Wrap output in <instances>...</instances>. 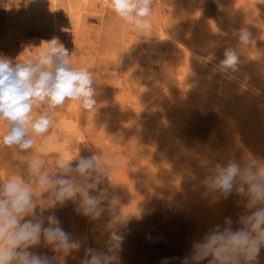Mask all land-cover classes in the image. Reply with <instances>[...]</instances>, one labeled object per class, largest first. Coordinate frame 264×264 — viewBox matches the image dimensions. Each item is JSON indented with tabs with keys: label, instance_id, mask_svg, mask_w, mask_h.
I'll use <instances>...</instances> for the list:
<instances>
[{
	"label": "rangeland",
	"instance_id": "obj_1",
	"mask_svg": "<svg viewBox=\"0 0 264 264\" xmlns=\"http://www.w3.org/2000/svg\"><path fill=\"white\" fill-rule=\"evenodd\" d=\"M67 1L56 0L57 15H64ZM71 1L73 11H78L81 5ZM28 2L0 0V56L26 58L37 53L40 43L57 38L68 51L70 65L89 70L94 104L84 109L81 101L66 100L50 114L54 119L49 130L43 139L36 137L28 153L0 145V173L14 171L41 149H49L41 158L54 171L58 156L67 159L77 154L61 147L63 131L76 126L91 154L113 165L109 185L115 186L121 198L119 214L128 216L116 226L123 237L119 264H161L166 258L167 264H181L193 241L225 218L231 216L238 227L236 221L243 212L236 206L238 197H218L202 182L216 163H264V121L259 117L264 110L245 109L238 98L223 99L203 85L196 89L186 79L180 84L167 73L166 65L178 40L204 31L210 36L206 51L225 55L233 51L237 56L234 68L244 66L239 75L264 90V0H150V11L139 17L147 28L129 22L114 10L113 0H105L101 13L80 10L82 17L93 20L92 27H77L75 17L63 18L59 23L66 28L56 29L45 13L51 0ZM166 27L172 41L160 37L159 29ZM242 31L250 33L248 45L240 41ZM155 45L161 50L158 56L150 49ZM182 87L192 95V106L179 113L171 104H178ZM200 95L209 100L207 105L196 102ZM0 129H6V122H0ZM9 165L14 167L7 169ZM75 208V203L68 202L53 210L60 226L81 242L79 252L65 258L64 264H79L74 257L82 258L85 247H103L116 219L105 215L92 221ZM36 251L52 254L43 247ZM259 264H264V249Z\"/></svg>",
	"mask_w": 264,
	"mask_h": 264
},
{
	"label": "clouds",
	"instance_id": "obj_2",
	"mask_svg": "<svg viewBox=\"0 0 264 264\" xmlns=\"http://www.w3.org/2000/svg\"><path fill=\"white\" fill-rule=\"evenodd\" d=\"M113 3L114 10L129 22L148 27L139 17L150 11V0ZM239 38L243 45L250 43L247 31ZM35 49L39 51L26 58L0 56V122H6V129H0V145L16 146L22 154L33 148L36 137L43 139L54 119L50 114L66 100H79L84 109L94 104L89 70L73 68L66 58L67 49L57 38ZM226 57L223 63L235 67L236 54L228 51ZM48 150L23 160L14 171L0 173V264H64L65 258L78 253L81 242L60 226L53 211L68 202L76 204V213L92 221L105 215L116 217L103 247H85L84 256L74 258L79 264H119L123 237L116 226L128 216L119 214L121 198L115 186L109 185L113 165L96 159L91 148L83 155L78 147L71 158L58 156L50 171L41 158ZM202 183L218 197L235 194L236 206L243 212L236 221L238 227L229 216L193 241L181 264H259L264 249V163H216ZM40 247L52 254L37 252ZM161 264H167V258Z\"/></svg>",
	"mask_w": 264,
	"mask_h": 264
},
{
	"label": "bare ground",
	"instance_id": "obj_3",
	"mask_svg": "<svg viewBox=\"0 0 264 264\" xmlns=\"http://www.w3.org/2000/svg\"><path fill=\"white\" fill-rule=\"evenodd\" d=\"M21 1H24V2L32 1V4H35V1H37V0H14V2H21ZM40 1H42V0H40ZM238 1L245 2L246 0H238ZM58 2H60V1H58ZM75 2H76L75 4L77 5V7L79 5H81L78 7V8H80V7L81 8L79 10L77 9L78 11L74 12L73 9L75 8V6L71 0H68L66 7H64V9H65L64 15H60V14L57 15V13H56V8H57L56 0H51V2H49V5L47 4L48 6H47V10H45L46 11L45 13H46L47 18L50 21V23L54 29L59 28V27H65V25H62L61 23H59L63 18L72 20L75 17L76 18L74 19V21L76 24H78L77 27L79 25L82 26L83 28L92 27L93 25H91L92 24L91 22L93 20H91L86 15L82 17L80 10L83 8V9H88L89 12H100L101 13V12H103L104 4H105V0H77ZM256 2H257V0H256ZM258 2H259V0H258ZM260 2H262V1H260ZM41 3L43 4V2H41ZM43 5H45V4H43ZM200 5L201 6L203 5V7H204V4H200ZM227 6H228V4H227ZM40 9H41V7H40ZM94 17H95V15H94ZM96 19L97 18H95V20ZM165 31L166 32L168 31V33H166ZM159 32H160V37H161L162 41L166 40V39H170L171 41L173 40L169 34L170 33L169 28L166 27L164 29H159ZM172 32H175V30H172ZM224 34H225V32H224ZM178 35L181 38V34L178 33ZM206 35L207 34L203 31L194 38H189V39L183 38V39L178 40V43H175L174 48H173L174 49L173 53H175V54H173V56H171L170 62L166 65L167 73L170 75L176 76V78L179 80L180 84L184 79H186V80H189L188 83H191L192 86H194L196 89H197V86L203 85L207 89L213 90L219 96L223 97V99L235 101L238 98L239 103L245 109L246 108H253L254 112L256 110H257V112L258 111L260 112L261 109L264 110V90H262L258 85L254 84L248 80H245L243 77H241L239 75V71L242 72L243 70H241V69H243L244 66L240 67L239 70H238V68L236 69L234 67L226 66L223 63L224 60L220 59V57H223V56L226 57L225 54H222L220 52L217 54L216 53H209L210 51H206V49L209 47V43H207V41H208L207 38L210 39L209 38L210 36L208 37V35L207 36ZM52 36H55V33L52 34ZM221 37H222V35H221ZM211 41H213V40H211ZM227 43H229V42H227ZM40 45H41V43L38 45V47ZM223 46L225 48L226 44H224ZM158 47H159V45H155L154 47L150 48L151 50H154L156 52L157 56L159 55V53L161 51L160 47L159 48ZM202 50H203V52H202ZM38 51H39V49H37V52ZM203 64L205 65L204 69L202 66H200ZM236 67H238V66H236ZM262 81H264V80H262ZM184 88L185 87L181 88L183 91L181 93V98L178 101V104H180V105L178 106L177 103L171 104V106L174 105L175 107H177L178 110H176V111H178V112L179 111L181 112L185 108H188V106H192V101H191L192 95L189 94V91L187 90V88L186 89H184ZM187 96H188V98H187ZM208 101L209 100H207V98H205L202 95H200L199 98L196 99V102L201 103L203 106L207 105ZM172 110H174V109H172ZM218 111H219V109H218ZM218 111H217L218 114L222 112V111L221 112H218ZM223 113H222V115H223ZM242 115L238 116V118H240V117L242 118ZM259 117H261V120L264 121V115L259 114ZM178 121H179V119H178ZM183 126H184V123H183ZM240 127L242 130V125H240ZM170 128H171L170 130L174 129V127H170ZM63 132H65V133H62L63 135H62L61 147H63L64 150L68 149L69 150L68 154L72 153V152H78V147L82 149L83 153L89 154V152L87 151V149H89V148H87V143L85 141V137L77 129L76 126H70V128H68V130L63 131ZM243 132H244V130L240 131L241 136H243ZM247 132L250 134L249 136H253V133H250L249 130H247ZM220 214H222V213H220Z\"/></svg>",
	"mask_w": 264,
	"mask_h": 264
}]
</instances>
